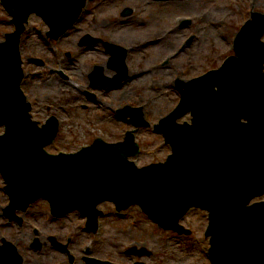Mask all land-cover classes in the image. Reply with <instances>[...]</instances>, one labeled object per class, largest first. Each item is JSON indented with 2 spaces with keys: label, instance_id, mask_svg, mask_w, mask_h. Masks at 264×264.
<instances>
[{
  "label": "water",
  "instance_id": "1",
  "mask_svg": "<svg viewBox=\"0 0 264 264\" xmlns=\"http://www.w3.org/2000/svg\"><path fill=\"white\" fill-rule=\"evenodd\" d=\"M2 1L16 26L0 43V126L6 127L0 162L12 205L27 208L43 196L55 216L79 210L96 232L103 214L98 205L111 200L118 210L139 205L161 227L180 234L191 232L180 220L200 208L210 216L212 264H264V201L251 204L264 195V27L255 28L264 25V14L253 13L237 36L236 56L219 70L180 83V106L155 127L173 153L164 163L139 168L130 160L140 153L133 131L124 142L97 139L75 154H49L45 147L57 136L59 121L52 117L40 127L21 89L20 41L29 16H42L52 29L49 35L58 39L87 0ZM94 42L91 36L82 41ZM106 46L123 76L128 51ZM93 77L104 78L103 68L97 67ZM189 111L193 124H179ZM122 114L138 128L150 125L142 109L126 107ZM9 245L0 249V264H22L17 248ZM59 247L74 260L69 243Z\"/></svg>",
  "mask_w": 264,
  "mask_h": 264
},
{
  "label": "rangeland",
  "instance_id": "2",
  "mask_svg": "<svg viewBox=\"0 0 264 264\" xmlns=\"http://www.w3.org/2000/svg\"><path fill=\"white\" fill-rule=\"evenodd\" d=\"M127 10L132 13L124 16ZM253 12L264 14V0H89L80 19L59 40L47 37L49 26L32 14L20 42L27 75L23 89L33 104L34 119L45 123L53 115L60 123L59 134L47 150L77 153L98 137L123 141L133 126L128 116L120 119L117 115L132 105L142 108L151 123L136 132L142 151L135 162L142 167L164 161L171 148L153 132V125L177 107L178 80L199 77L235 54V38ZM260 24L255 28L263 29ZM14 29L0 0V42ZM166 30L170 32L167 36ZM87 35L128 48L123 76L115 79L118 71L109 65L111 56L103 43L79 45ZM97 66L104 67V76L110 80L100 87L93 86L90 78ZM127 74L131 76L122 86L112 88ZM191 118L188 113L179 122L191 123ZM3 129L1 126L0 134ZM6 203L8 198L0 188V207ZM100 209L103 216L98 234L87 231V218L80 212L56 219L46 201L32 210L39 214L46 233L54 232L64 242L71 238L74 264H86L88 249L91 256L114 264H212L205 232L208 214L200 209L191 210L183 219L191 235L158 228L139 206L120 213L112 202H106ZM1 227L7 237V228ZM134 246L150 255L130 253ZM53 255L55 263L69 264L61 250ZM36 257L40 258L26 255L29 262H36Z\"/></svg>",
  "mask_w": 264,
  "mask_h": 264
},
{
  "label": "flooded vegetation",
  "instance_id": "3",
  "mask_svg": "<svg viewBox=\"0 0 264 264\" xmlns=\"http://www.w3.org/2000/svg\"><path fill=\"white\" fill-rule=\"evenodd\" d=\"M32 209L31 207L27 211L17 212L22 216V224H19L18 221L7 220L2 214V206L0 207V246L4 245L3 240L6 239L15 244L24 257L28 253L40 256V258L36 257L38 259L36 262H32L33 260L29 262L25 258L24 264H58L55 263L53 251L58 253L59 248L52 238L55 236L59 239V235L51 231L46 233L39 214ZM3 225L7 228V237L4 236V230L1 227ZM35 239L38 240V246H33Z\"/></svg>",
  "mask_w": 264,
  "mask_h": 264
},
{
  "label": "bare ground",
  "instance_id": "4",
  "mask_svg": "<svg viewBox=\"0 0 264 264\" xmlns=\"http://www.w3.org/2000/svg\"><path fill=\"white\" fill-rule=\"evenodd\" d=\"M190 1H191V0H189V2H190ZM158 6H159V7H162L163 5L158 4ZM162 21H163V20H161V22L158 21V22H159V25L162 23ZM159 28H160V27H159ZM169 33H170V32H168V30L165 31V35H166V36H167ZM112 73L116 75V72H115V73L112 72Z\"/></svg>",
  "mask_w": 264,
  "mask_h": 264
}]
</instances>
